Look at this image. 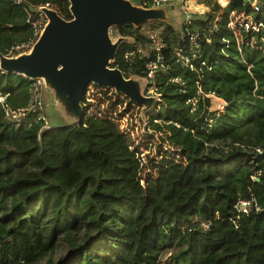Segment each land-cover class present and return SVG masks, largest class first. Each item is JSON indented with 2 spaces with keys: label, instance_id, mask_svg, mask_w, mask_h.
I'll return each instance as SVG.
<instances>
[{
  "label": "trees",
  "instance_id": "1",
  "mask_svg": "<svg viewBox=\"0 0 264 264\" xmlns=\"http://www.w3.org/2000/svg\"><path fill=\"white\" fill-rule=\"evenodd\" d=\"M198 1L209 9L182 28L163 23L162 46L147 55L139 46L152 40L140 28L118 27L135 42L121 44L113 63L149 80L146 90L160 98L152 128L201 171L183 202L157 196L146 203L136 190L104 189L110 180L97 156L82 150L68 160H89L76 186L47 178L54 169L48 142L64 132L86 134L84 120L39 135L45 120L34 107L33 81L0 69V264L46 257L45 264H264V79L250 70L243 51H251L241 50L232 28L251 16L264 20V1L261 12L246 0ZM47 4L71 18L68 0H0L1 53L34 43L42 25L32 8ZM157 61L148 78L146 63ZM211 95L223 101L221 111L211 110ZM242 200L260 210L251 203L242 211ZM61 240L69 251L55 261Z\"/></svg>",
  "mask_w": 264,
  "mask_h": 264
},
{
  "label": "rangeland",
  "instance_id": "2",
  "mask_svg": "<svg viewBox=\"0 0 264 264\" xmlns=\"http://www.w3.org/2000/svg\"><path fill=\"white\" fill-rule=\"evenodd\" d=\"M218 1L222 5L228 2V0ZM258 1L262 4L264 0ZM190 5L194 11L193 17H199L209 9L198 0H190ZM174 6L177 15L173 26L182 28L186 13L179 5ZM58 7L61 8L59 4ZM35 14L38 17L37 22L43 27L47 22L45 15ZM251 18L252 21H245L232 28L237 35L241 50L251 51L247 55L243 51L250 70L256 77L264 79V30L257 31L254 27L255 20L252 16ZM164 28L163 22L151 21L140 27L139 34L160 36ZM111 33L115 39L120 35L118 27H113ZM142 44L143 46H139L140 51L146 55L156 47L154 41ZM31 46H26L24 50H29ZM254 64H256L255 71H253ZM132 75L134 74H129ZM85 97L84 101L89 113L85 115L82 125L87 129V133L70 136L64 132L48 142L51 145L48 150V161L53 162L54 169L48 170L47 178L66 183L71 187L76 186L87 172L89 160L86 164H82L83 166L80 164L82 158L76 161L68 160L73 159L76 153L80 154L79 150H82V154L87 152L97 156L94 157L95 165L100 167L104 177L110 180L106 186L103 182H99L104 189L117 192L136 190L140 192L146 203L155 202L157 196L165 203L183 202L195 187L201 171L197 173L199 170L191 166L189 155L181 154L169 144L164 131H156L152 128L150 115L156 112V107L159 105L156 103L151 112L143 115L141 106L131 102L123 94H116L111 88L106 89L94 84L89 85ZM43 99L45 104L42 110L47 115L46 118H50L56 124L62 123L61 113L48 106L49 97L44 95V91ZM211 100V110L223 109L224 103L220 98L211 95ZM115 102L117 104L113 106ZM68 251L67 243L61 240L54 254L55 261L66 255ZM47 258L34 264H45Z\"/></svg>",
  "mask_w": 264,
  "mask_h": 264
},
{
  "label": "water",
  "instance_id": "3",
  "mask_svg": "<svg viewBox=\"0 0 264 264\" xmlns=\"http://www.w3.org/2000/svg\"><path fill=\"white\" fill-rule=\"evenodd\" d=\"M71 18L67 19L50 5H39L47 22L29 50L6 55L0 52V69L35 81L40 79L49 105L58 110L62 123L45 122L43 131L78 126L84 117L83 99L90 84L113 89L141 106L142 114L151 112L160 100L146 94L149 82L140 75L126 77L113 66L123 43L135 39L112 37V28L131 24L140 28L151 21L174 25V4L146 6L132 0H68ZM47 116V115H46ZM259 180V178H255Z\"/></svg>",
  "mask_w": 264,
  "mask_h": 264
},
{
  "label": "built area",
  "instance_id": "4",
  "mask_svg": "<svg viewBox=\"0 0 264 264\" xmlns=\"http://www.w3.org/2000/svg\"><path fill=\"white\" fill-rule=\"evenodd\" d=\"M246 1H250L253 5V7L255 8V10L257 12H261L262 10V4L258 1V0H246ZM146 6H148V4L150 6H156V5H161V4H174V5H179L183 11L186 13L183 24L187 25L189 23H191V20L194 18L192 16V13L194 12L192 9V6L190 5V0H144V3ZM42 15V14H41ZM38 23V22H37ZM35 26H36V22H34ZM254 27L257 31L260 30H264V21L260 20V21H255L254 22ZM148 37L154 41L156 43V49L159 50L160 47L162 46V40H161V35L160 36H156L155 34H150L148 35ZM197 35L192 34L190 36L191 41L195 42ZM132 54L133 51H128L125 53V58L127 59V61H130L132 58ZM159 60L162 58L161 55L158 56ZM158 61L157 62H148L146 63V68L148 70V74L147 77L148 78H153L154 76V71L155 69L158 67ZM124 75L126 76L129 75V72L123 71ZM127 77V76H126ZM149 81V80H148ZM89 88V87H88ZM43 85H42V81L40 79H37L35 81H33V100H34V107L40 109L41 111H43V107H44V99H43ZM107 89V88H106ZM87 92V91H86ZM146 93L148 95H152L157 94L155 92V89L153 87H150L148 90H146ZM86 96V94H85ZM84 96L83 99V106H84V117L85 115H87L89 113V108L85 103V99L86 97ZM4 100V97L0 96V102H2ZM43 119L45 120V122L47 121L46 115L44 113V111L41 113ZM16 116V115H15ZM83 117V120H84ZM254 179L256 177H253ZM251 203H253V207L257 210H260V207L255 203V202H251L249 200H242L241 204H240V209L244 212H248L249 206L251 205Z\"/></svg>",
  "mask_w": 264,
  "mask_h": 264
},
{
  "label": "crops",
  "instance_id": "5",
  "mask_svg": "<svg viewBox=\"0 0 264 264\" xmlns=\"http://www.w3.org/2000/svg\"><path fill=\"white\" fill-rule=\"evenodd\" d=\"M229 1V0H228Z\"/></svg>",
  "mask_w": 264,
  "mask_h": 264
}]
</instances>
